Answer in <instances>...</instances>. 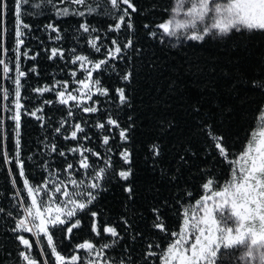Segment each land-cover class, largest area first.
I'll list each match as a JSON object with an SVG mask.
<instances>
[{"label": "trees", "instance_id": "obj_1", "mask_svg": "<svg viewBox=\"0 0 264 264\" xmlns=\"http://www.w3.org/2000/svg\"><path fill=\"white\" fill-rule=\"evenodd\" d=\"M131 2L136 8L130 12L134 31L129 32L125 27L121 36L114 39L123 48L131 38L133 48L125 49L123 59L118 58L113 69L99 72L98 77L115 103L111 113L120 128L128 130L125 147L132 154L131 165L119 163L114 171L130 166L132 175L128 181L110 176L104 182L106 190L100 191L97 200L79 216L81 226L73 229L70 239L63 230H53L52 235L58 252L68 255L86 240L98 245L100 239H111L105 236L103 227L112 226L122 239L110 249V254L126 262L130 259L131 264H162L161 250H166L172 239L170 233L178 232L182 226L183 210L205 194L203 183L212 179L215 191L230 178L229 164L215 149L208 136V126L215 135L223 137L230 159L233 153L241 151L250 133L259 126L264 112V34L234 33L208 37L202 43L190 41L174 46L148 34L150 29L157 30L158 23L171 17L173 0ZM4 4L0 16V59L9 67L10 74L3 73L0 65V201L17 204L19 192L28 204L23 178L14 159L15 123L9 111L14 100L16 73L15 0H4ZM52 22L61 31L79 28L81 23L77 19L56 21L51 16L35 20L32 26L35 30ZM25 23L29 22L25 20ZM88 23L105 30L109 27L105 20L94 17ZM146 24L149 29L144 27ZM52 47L48 44L45 50H35L37 57L24 69L26 75L21 80L24 107L19 128L20 159L24 161V178L32 185L44 183L48 169L64 170L66 166L57 151L76 145L73 140H64L70 130L56 132V128L62 130L68 116L66 108L58 104L56 97L34 91L68 79L67 66L60 59L51 58ZM85 51L82 52L87 54ZM127 72L132 73L130 81L122 79ZM117 88L125 89L127 104L119 103ZM4 93L8 94L6 100ZM25 109L28 113L40 109L41 119ZM115 137L114 144H118L120 137L118 134ZM53 144L55 152L51 151ZM153 144L159 146V156L150 150ZM120 152L118 149L116 155ZM128 185L133 189L131 199L124 190ZM187 192L192 193L191 197ZM154 208L159 209L164 231L153 226L157 215ZM89 211L98 213L101 238L91 231ZM7 223H14V219L9 216L0 220V264H8L7 257L15 251ZM31 242L41 264H45L43 259L47 264H55L43 240V253L33 238ZM149 244L157 255L145 256Z\"/></svg>", "mask_w": 264, "mask_h": 264}, {"label": "snow or ice", "instance_id": "obj_2", "mask_svg": "<svg viewBox=\"0 0 264 264\" xmlns=\"http://www.w3.org/2000/svg\"><path fill=\"white\" fill-rule=\"evenodd\" d=\"M69 4L76 6H84L88 10V14L95 11L89 0H67ZM48 5H53V0H45ZM23 4L32 7L30 0H23ZM125 5L126 7H121ZM40 7L39 4L36 5ZM6 7L4 0H0V16L3 15L2 9ZM102 10L107 8L108 15L114 16L116 23L110 26V31L119 33L126 26L129 32L134 31V26L131 21V13L136 11L131 0H105ZM20 9L21 0H15L13 10L15 18V79L14 84V100L10 107L11 119L15 123V156L19 175L23 178V189L27 192V197L30 203L25 204L24 200L20 199V205L23 209L22 216L16 221L14 231L30 233L36 237L37 246H41V235L46 239V243L50 248L52 256L55 258V264H78L82 261L79 254H72L70 257L61 255L57 251L56 245L53 243V235L51 230L66 231V238L70 239L73 229H78L81 226V220L78 218L80 213H84L89 209L94 201L97 200L98 194L102 190H106L104 182L110 176H118L123 181H128L132 175V169L129 166L126 170L115 172L112 169V158L108 156L103 160L104 166L98 167L89 163L86 152L91 153L97 158H101L98 152L92 149L84 148L83 146L69 149L73 154H79L78 168L74 170L73 163H67L64 169L66 179H60L55 172H49V179H46L43 184L31 185L25 177L24 161L20 159V109L24 107L20 103L21 100V81L26 73L20 71L19 64V48L24 43L20 37L23 35L20 30ZM168 11V9H166ZM173 15L171 18L158 23L155 29L149 30L148 34L153 38L160 39L163 42L164 37L185 39L187 41L204 42L208 37H226L234 33H259L264 34V0H177L176 6L170 10ZM117 13H119L117 15ZM58 16H68L70 14L79 17H84L86 12L83 10H74L70 13L68 7H63L57 10ZM182 15L183 18H178ZM127 23L125 25V18ZM80 29L84 33H89L90 27L86 23L80 24ZM149 29V25H144ZM23 28H29V25L24 24ZM47 28L59 33L58 28H54L52 24L47 25ZM91 31H96L92 28ZM57 39L61 37L57 35ZM99 36L88 41L95 52H100L101 48L97 46ZM113 48L106 50L107 59L98 61L89 60L87 56L76 55L72 63L81 62L80 67H84V62L91 65V70H86L87 75L78 83L87 89L88 99L92 98L93 87L101 84L100 79L92 81L93 72L107 71L109 60L117 58L123 59L122 53L125 49L133 48V40L127 39L123 48L117 43L116 39L111 40ZM58 49H51V55L55 57L58 54ZM26 55V53H25ZM63 58V52H59ZM34 59V57H32ZM0 65H3V73L10 71L3 59H0ZM114 67V65H113ZM75 76V73L72 74ZM131 72H127L122 76L125 81H130ZM58 84L60 82H57ZM64 90L58 91L56 95L59 97V103L67 105L69 100L78 101V96L68 93L67 82L63 83ZM48 87L34 89L37 93L52 91ZM80 92L79 89L76 90ZM95 92L100 95L107 96L108 89L103 87H95ZM116 93L119 98V103L125 105L128 103V98L125 95L124 88H117ZM81 96L83 93H80ZM8 94L4 93L3 99H7ZM51 103V101H45ZM80 101L77 107H80ZM40 111V109H37ZM84 113H95L98 109L94 106L82 107ZM28 113V110L25 109ZM36 116V112L28 113ZM69 116L73 113L68 112ZM41 119V117H37ZM109 126L119 124L116 120L109 118L107 120ZM97 127L103 129L104 124H99ZM61 128H56V132H60ZM127 129H120L119 136L122 141H127ZM83 133L84 129L80 124H75L74 130L70 136H65V139H77V133ZM208 136L212 140L214 147L218 150V154L229 164L230 178L223 183L219 190L211 191L213 180L208 179L203 183V190L210 194L202 195L200 199L195 201V205L201 210L202 214L197 215L195 210L190 207L183 210V224L179 231L170 233L172 239L168 242L166 250H161L160 257L163 264H264V112L260 115L259 128L257 131L250 133L246 145H244L239 153H233L229 158V151L223 143V137L217 136L211 131V126H208ZM87 139V136L83 137ZM103 144H109V137H103ZM108 152H112V148L108 147ZM154 156L161 154L158 145L153 144L150 148ZM51 151H56V146L51 145ZM60 156H65L64 151L59 152ZM131 152L124 148L120 152L122 162L126 165H131ZM7 159V158H6ZM103 159V158H101ZM183 159V157H181ZM83 170V179L74 178L75 171ZM47 170V167H46ZM175 179V177H173ZM87 181V183H86ZM71 188V190H70ZM129 194V199L132 198L133 189L128 185L124 189ZM187 196L191 197L192 193L187 192ZM19 197V192H17ZM39 197V200H38ZM179 202V201H178ZM156 213L153 226L161 231H164V223L159 216V209L154 208ZM88 215L92 218L91 231L95 236H100L101 232L98 228V213L89 211ZM125 224L128 222L125 220ZM67 227L65 228V226ZM103 233L111 237V243H101L96 245L90 241H84L76 245L77 252L84 250L88 257L86 264H125L123 259L115 261L106 256V252L112 249L122 239L117 229L112 226H104ZM134 238V237H133ZM20 244L24 246L25 251L20 252V257L26 264H38L37 260L31 256L32 244L24 235H17ZM159 248V245H157ZM149 251L145 254L146 257L155 256L157 253L151 251L152 245H148ZM125 251H127L125 249ZM240 253V257L234 262L233 256L235 253ZM47 264V260H45ZM128 264H131L129 259Z\"/></svg>", "mask_w": 264, "mask_h": 264}, {"label": "rangeland", "instance_id": "obj_3", "mask_svg": "<svg viewBox=\"0 0 264 264\" xmlns=\"http://www.w3.org/2000/svg\"><path fill=\"white\" fill-rule=\"evenodd\" d=\"M30 2L32 3V7L29 8L28 6L24 5L23 0H21L20 20L22 23H21L20 30L22 31L23 35L20 37V39H23L24 43L19 48L20 71L25 73L24 69L27 68L28 66H30V62L32 60H35V58L37 57L35 50H38L40 48H43L45 50L48 44L53 46L52 49L57 48L59 50L58 54L55 57H53L51 55V58H58L63 62V64H65L67 66V78L68 79H67V81H59L60 82L59 84L57 82H55L53 85L43 86L42 88L48 87V88L53 89V90L42 92L39 94L42 96L43 95H49L50 97H56V100H57L59 105L64 106L66 108L67 112H69V110L72 111L73 115L72 116L68 115L64 119V121L62 123L61 132L62 131L66 132L67 129L70 131H73L75 124H80L81 127L84 129L83 133H79V132L77 133V139L73 140V141H75L76 145L74 147H71V148L83 146L84 148H89V149H92L94 152H98L100 154V157L103 159L97 158L96 156H93L91 153H88V152L85 153V155L88 156L89 163L93 164L95 166H98V167H103L104 166L103 160L106 159L108 156H111V158H112V169H110V172H111L114 170V168L117 166V164H119V163L124 164L122 162L120 154H118V156L116 155V151H118V149H121V151H122L124 148H126L125 144L128 142V139H127V141H122L121 139H119L120 141L118 144H122V145L114 144L115 138H116L115 136H116V134L119 135V131L121 129L120 126H119V128H117L116 126H109L107 124V120L109 118L116 120V117L114 116V114L111 113V110L115 105L114 101L110 98L109 92H108L107 96L100 95L99 93L95 92V87H103L102 83L99 86L93 87L92 98L88 99V97H87L88 90L84 89L78 83V81L81 79H84L86 77V75H87L86 70H91V65L88 64L87 62H84V67L81 68L80 67L81 62L77 61L74 64V63H72V61L74 60L76 55L87 56L89 58V60H92V61L107 59V57L105 55L106 50L108 48L114 47L111 44V40L114 38H119L121 36L120 32L122 30H124L126 26L124 28H122V30L119 33L110 31V26H114V24L116 23V20H115L114 16L108 15L107 8L102 10L101 6L104 5L105 0H89L90 4L95 7V11L92 12L91 14H88V10L84 6H76L74 4H69L67 1L53 0V4L55 6L46 4L45 0L30 1ZM176 2H177V0H173V7L176 6ZM37 4H39L40 7H37L36 6ZM63 7H68L70 10V13L74 10H83L86 12V15L84 17H79V16L72 15V14H70L68 16H58L56 14L57 10L61 9ZM121 7H126V6L121 5ZM129 12H131V9H129ZM118 14L119 13H117V15ZM172 15H173V13L171 12V16ZM51 16H53L56 21L77 19V20L81 21L80 24L86 23L87 25H89L90 31H89V33H84L82 31V29H80V27L79 28L73 27L72 29H70L68 31H61L60 28L54 24V22H52L50 24H52L54 28H58L59 33L53 31L52 29L47 28V25H49V24L43 25L39 28H36L35 30L33 29L32 23L35 22V20L48 18ZM93 17L100 19V20H105V22H107V25L109 24L108 29L105 30V29L98 27L97 25L89 24L88 23L89 20ZM178 18H183V17L181 15ZM127 19L128 18L126 17L125 18V25L127 23ZM25 20H26V22H29V23H25ZM24 24L29 25V28H23ZM92 28H95L96 31H94V32L91 31ZM57 35H59L61 38L57 39L56 38ZM97 36H99V40H97V46L101 48V51L98 53L95 52V50L88 43V41L94 39ZM217 37H219V36H217ZM163 40L170 42L174 46H178L184 42H190V41H187L185 39L177 40L174 37H172V38L164 37ZM117 43H118V41H117ZM83 50H86L85 52L88 51V53L87 54L83 53L82 52ZM59 52H63V58H61V56L59 55ZM25 53H26V55H25ZM50 54H51V51H50ZM32 57H34V59ZM117 60H118V58L115 60H109L108 69L109 68L113 69L114 62H116ZM73 73H75V76L72 75ZM9 74H10V71L7 73V75L9 76ZM98 74H99V72H93L92 78H91L92 81H95V79H99ZM15 75H16V73H15ZM22 78L23 77L20 78V81L22 80ZM64 82H67V91L65 92V98H67V95L69 92H71L73 95H77L78 101H80V105H81L80 107H77L78 101L69 100L67 105H62L59 103V97L56 95V93L58 91L64 90V88H63ZM77 89H79L80 92H77L76 91ZM80 93H83V95L81 96ZM20 103H21V100H20ZM85 106H88V107L94 106L98 109V111H96L95 113H84L82 111V107H85ZM20 113H22V108L20 109ZM40 114H41V111L36 112L37 117H40ZM20 120H21V118H20ZM99 124H104V128L101 129V128L97 127V125H99ZM258 128H259V126H258ZM258 128L256 129V131L258 130ZM84 136H87V139H84L83 138ZM104 136L109 137V144L107 146H105L103 144V137ZM64 140H72V139H65V137H64ZM120 146H121V148H120ZM108 147L112 148L111 153L108 152V150H107ZM60 151H64L66 154L65 156L62 157L59 155V152L57 151L58 156H60L63 160L61 162H63V164H65V166L67 163H73L74 170L77 169L78 168L79 154L78 153L73 154L69 150H61L60 149ZM124 165H126V164H124ZM126 166H128V165H126ZM49 172H55L60 179H66L67 174L65 173V171L64 170H56V169H48L46 172V179H49ZM82 173H83L82 169L75 171L74 178L83 179L84 177H83ZM86 183H87V181H86ZM70 190H71V188H70ZM211 191H214L212 186H211ZM26 194H27V192H26ZM205 194H210V192H207V193L205 192ZM21 198L22 197L19 195V197H18L19 203H17V204L5 203V202L0 201V220H6V218L9 216L14 219V223H9V224L7 223L8 227H9L8 228L9 237L11 240L10 243L13 246H15V251L12 252L7 257V258H9L8 264H26V262L19 255L21 251H25V248L23 245L20 244L19 240L17 239V235H20V234L24 235L25 238L29 239L31 244H32L31 239L33 238L35 243L37 244L36 237L32 236V234L14 231L16 221L23 214V209L20 205V199ZM38 200H39V197H38ZM28 203H30L29 198H28ZM25 204H27V203H25ZM191 210H195L197 215L202 214L201 210L195 204L190 207L189 215H191ZM81 214L82 213H80L78 215V218ZM52 231L53 230H51V234H52ZM105 236L109 237L106 234H105ZM97 238H101V237L98 236ZM40 240L41 241L43 240L46 243V239L42 235L40 237ZM105 242L111 243V239H100V242L98 243V245L101 243H105ZM53 243L55 244L54 238H53ZM38 248L40 249V247H38ZM48 248H49V246H48ZM49 250H50V248H49ZM74 253L79 254L82 257V261L78 262V264H86L88 257L86 256L84 250H80L79 252H77V249H75L74 252L69 253L68 255H64V256L70 257ZM31 256H32V258L37 260L36 256H35L33 244H32V248H31ZM106 256L110 259L115 260V261L121 260V259H118L117 257L113 256L112 254H110V249L106 252ZM239 257H240V253L237 252V253H235V255L233 256L232 259L235 262ZM45 260L46 259H43L44 263H45ZM54 260H55V258H54ZM37 262H38V264H41L38 260H37ZM224 263L226 264V262H224ZM125 264H128V262L125 261ZM162 264H163V261H162ZM240 264H244V261H241Z\"/></svg>", "mask_w": 264, "mask_h": 264}]
</instances>
